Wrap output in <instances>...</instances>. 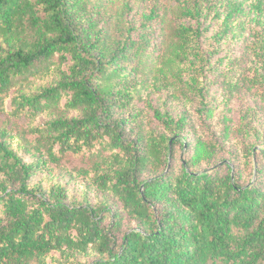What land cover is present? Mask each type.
<instances>
[{
  "label": "trees",
  "instance_id": "1",
  "mask_svg": "<svg viewBox=\"0 0 264 264\" xmlns=\"http://www.w3.org/2000/svg\"><path fill=\"white\" fill-rule=\"evenodd\" d=\"M115 1L0 0V264H264V0Z\"/></svg>",
  "mask_w": 264,
  "mask_h": 264
},
{
  "label": "rangeland",
  "instance_id": "2",
  "mask_svg": "<svg viewBox=\"0 0 264 264\" xmlns=\"http://www.w3.org/2000/svg\"><path fill=\"white\" fill-rule=\"evenodd\" d=\"M124 0H116L114 4L122 3ZM127 1V0H126ZM132 4V13H134V16H138L141 13V10L148 9L152 3L153 0H129ZM162 3H169L171 0H160ZM136 12V13H135ZM215 29V24L210 28V30L207 32L206 36L208 37L207 45L205 46L207 49H210L209 40L210 39L213 30ZM157 37L154 35L153 41H156ZM213 41V40H212ZM218 46V44H216ZM238 53V45L234 41H230L229 39L224 40L222 43L219 44V51L215 52L213 55V60L216 61V59H220V57H230L234 58L233 55H236ZM225 62V61H224ZM217 63V62H216ZM229 63V62H228ZM219 63H217L218 65ZM216 65V67H217ZM215 67V69L212 68V72H210L207 76L209 77L208 81L210 84L211 89V105L214 108L213 115L210 119V123L213 125V127L220 129V126L223 125V119L226 117V122L233 125L238 120V115L241 109H243L247 104L248 106L251 105V101L254 100L251 98L253 91H248L246 94H244L243 91L230 89L228 86V82L230 80L236 81L239 78V74H235L233 71L229 74V76L224 77L222 75V72L226 71L228 66H226L225 63L221 64L218 69ZM223 71L219 73V71L222 69ZM200 77V75H199ZM201 78V77H200ZM222 89H226L224 91H221ZM229 90L231 92H229ZM226 92L225 99L228 100V102L222 101L223 93ZM147 99L152 104L162 107V108H168L169 110L173 112H182L187 111L192 108V106L196 103L195 100L192 99V95H186V96H179L178 100H175L174 98H168V92L159 85L155 88H152L151 91L147 94ZM140 106L143 108L145 117L148 120L149 123H152L151 125H159L156 120L150 119V112L147 107L146 101L143 100V102L140 104ZM264 121V120H263ZM73 184V185H71ZM70 186L72 187V190H77V184L71 183Z\"/></svg>",
  "mask_w": 264,
  "mask_h": 264
}]
</instances>
